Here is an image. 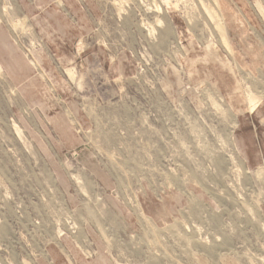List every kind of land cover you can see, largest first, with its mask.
Wrapping results in <instances>:
<instances>
[{
    "label": "rangeland",
    "instance_id": "374dc122",
    "mask_svg": "<svg viewBox=\"0 0 264 264\" xmlns=\"http://www.w3.org/2000/svg\"><path fill=\"white\" fill-rule=\"evenodd\" d=\"M0 264H264V0H0Z\"/></svg>",
    "mask_w": 264,
    "mask_h": 264
},
{
    "label": "bare ground",
    "instance_id": "6f19581e",
    "mask_svg": "<svg viewBox=\"0 0 264 264\" xmlns=\"http://www.w3.org/2000/svg\"><path fill=\"white\" fill-rule=\"evenodd\" d=\"M7 7V6H6ZM128 204V203H127Z\"/></svg>",
    "mask_w": 264,
    "mask_h": 264
}]
</instances>
